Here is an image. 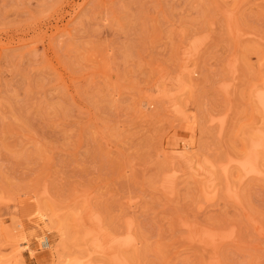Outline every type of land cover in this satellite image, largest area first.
Masks as SVG:
<instances>
[{"label":"rangeland","instance_id":"rangeland-1","mask_svg":"<svg viewBox=\"0 0 264 264\" xmlns=\"http://www.w3.org/2000/svg\"><path fill=\"white\" fill-rule=\"evenodd\" d=\"M261 89L264 0H0V264H264Z\"/></svg>","mask_w":264,"mask_h":264},{"label":"bare ground","instance_id":"bare-ground-1","mask_svg":"<svg viewBox=\"0 0 264 264\" xmlns=\"http://www.w3.org/2000/svg\"><path fill=\"white\" fill-rule=\"evenodd\" d=\"M194 43V42H193ZM197 51V50H196ZM195 53V52H194ZM229 89V88H228ZM257 91V90H256ZM165 96V95H164ZM255 99H256V103H257V106L261 109V111H262V113H264V89H261V91H257L256 92V94H255ZM173 107V106H172ZM173 110H174V113H181V111H180V109H177L176 107H173ZM214 119V118H213ZM222 119V118H221ZM220 119V120H221ZM215 120V119H214ZM213 120V121H214ZM220 128H222V126H223V119L220 121ZM218 124V125H219ZM219 128V129H220ZM253 135H254V133H253ZM258 138H253L252 140H251V144H250V146H249V149H248V151H247V153H246V155L244 154L243 156H244V158H243V156H242V159H239V160H234V159H231L230 160V163L231 162H235L236 164L235 165H237L239 168H240V170L243 172V174H241V176L242 175H260L262 172H264V171H261V169H259V165H257V164H259L258 162H256L258 159V157H259V151H260V149L261 148H264V140H262V138H264V137H262V136H257ZM185 145H187V144H185ZM181 150V149H180ZM262 151V150H261ZM169 154H170V152H169ZM174 155L175 157L177 156V158H182V159H180V160H183V157L185 158V157H187L186 155H185V153H184V151L183 152H181V151H173V153L171 152V155ZM258 156V157H257ZM174 157V158H175ZM173 158V157H172ZM176 159V158H175ZM192 159V158H191ZM257 159V160H256ZM186 160V159H185ZM184 161V160H183ZM187 161V160H186ZM230 163H228V166H229V164ZM189 164V163H188ZM204 164V163H203ZM202 164V165H203ZM233 164V163H232ZM189 165H191V164H189ZM188 165V166H189ZM199 165H201V164H199ZM201 165V166H202ZM214 165V164H213ZM193 167H190V168H194V163H193V165H192ZM197 167H200V166H197ZM222 168V167H221ZM227 166L225 165L224 167H223V171L226 173V171H227ZM230 168H232V166H230ZM199 169V168H198ZM201 169V168H200ZM197 169H195V171H196ZM202 170V169H201ZM200 170V171H201ZM210 172V171H209ZM208 172V173H209ZM176 173V172H175ZM197 173H199V172H197ZM173 175V174H172ZM200 175V174H199ZM228 175V174H227ZM262 175V174H261ZM201 176V175H200ZM240 176V177H241ZM239 177V178H240ZM244 178V177H243ZM215 183V182H214ZM216 186V185H215ZM208 187H211V186H208ZM229 187H230V185H229ZM208 192V191H207ZM211 192L213 193V191L211 190ZM211 192H208V194L209 193H211ZM238 195V194H237ZM1 203V202H0ZM20 212V211H19ZM93 221V220H92ZM95 222V221H94ZM97 222V221H96ZM99 225V224H98ZM100 228V227H99ZM101 229V228H100ZM90 230V229H89ZM87 231V230H86ZM90 232V231H89ZM99 233V232H98ZM208 234V233H207ZM205 235V234H204ZM124 236V235H123ZM129 236V235H128ZM100 237V236H99ZM113 237V236H112ZM207 237V236H206ZM204 237V239H205V241L208 239V240H210V241H208L209 243H213L214 242V244H215V241H217V239L218 238H215V236H210V237ZM117 238V237H116ZM128 238H130V237H128ZM223 238V237H222ZM121 239H122V237H121ZM124 239V240H123ZM121 241H122V246H134V243H136V242H133L132 240H129V239H125V238H123ZM203 239V240H204ZM88 240H90V239H88ZM93 240V239H92ZM110 240V239H109ZM114 240V239H113ZM206 241V244L208 243ZM213 241V242H212ZM95 243H99V241L97 240V242L96 241H94ZM109 243V242H108ZM208 243V244H209ZM115 244V243H114ZM40 245H41V247H44V248H49L50 247V243H49V241H48V239H43L41 242H40ZM95 245V244H94ZM103 246H105V245H103ZM109 246V245H108ZM97 247V246H96ZM115 247H116V244H115ZM101 248H102V246H101ZM101 248H100V250H101ZM119 248V247H118ZM102 250H105V251H108L107 249H104V248H102ZM101 250V251H102ZM109 250L111 251V249L109 248ZM112 251H113V248H112ZM113 253V252H112ZM121 253H122V251H121ZM103 254H104V252H103ZM114 254V256L112 257L113 259L114 258H116L117 257V255H116V257H115V253H113ZM112 258H111V260H112ZM118 258V257H117ZM115 260V259H114ZM114 260L112 261V263H110V264H114V263H116V261H118V260H115V262H114ZM125 260V259H124ZM114 262V263H113ZM74 263V262H73ZM76 264V263H75ZM89 264V263H88ZM106 264H109V262L108 263H106ZM116 264H118V263H116ZM121 264H122V262H121ZM126 264V263H125Z\"/></svg>","mask_w":264,"mask_h":264}]
</instances>
